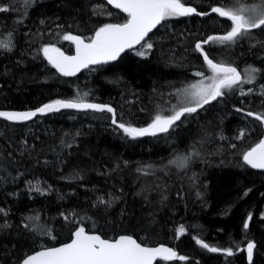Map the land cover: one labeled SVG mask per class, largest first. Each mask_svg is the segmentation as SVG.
I'll return each mask as SVG.
<instances>
[{"label": "trees", "instance_id": "trees-1", "mask_svg": "<svg viewBox=\"0 0 264 264\" xmlns=\"http://www.w3.org/2000/svg\"><path fill=\"white\" fill-rule=\"evenodd\" d=\"M183 2L207 12L264 0ZM0 6L9 9L0 12V42L11 48H0V109H31L79 95L110 105L118 123L136 128L187 106L180 99L201 79L195 73L211 75L196 42L231 27L218 14L170 18L145 38L153 44L145 56L127 51L94 71L63 76L43 56L45 45L71 53L64 34L88 40L104 24L124 23L127 14L103 0H0ZM203 47L242 79L248 71L255 79L243 84L245 95L229 92L182 116L167 133L132 138L110 113L96 111L63 110L28 122L0 119V264H17L68 241L77 227L104 239L129 235L142 244H165L187 258L155 264H249L250 241L256 245L251 264H264V171L242 160L264 136L259 122L246 115L264 112V28L231 45ZM242 130L246 134L237 139ZM185 156L190 158L181 167L178 158ZM181 226L185 232L178 235ZM196 239L231 248L233 255L210 252Z\"/></svg>", "mask_w": 264, "mask_h": 264}, {"label": "snow or ice", "instance_id": "snow-or-ice-1", "mask_svg": "<svg viewBox=\"0 0 264 264\" xmlns=\"http://www.w3.org/2000/svg\"><path fill=\"white\" fill-rule=\"evenodd\" d=\"M107 2L127 14L124 23L104 24L95 31L87 42L80 36L71 33L64 34L62 36L63 40L75 44V55H66L54 44L45 45L42 48L43 56L61 75L74 76L81 69L116 61L125 49H131L134 45H141V41H144L141 48L152 49L153 44L146 41L145 37L162 21L170 18L186 17L193 14H218L219 17L226 18L230 22L231 27L227 33L211 35L203 41L196 42L195 49L201 53L211 75L205 77L203 72L195 73L201 79L183 90L187 106L180 107L171 115L156 114L152 122L144 128L118 123L115 109L110 105L90 103L80 98L79 95L73 99L53 100L32 111H0V117L12 122H21L31 120L38 113L59 112L61 109L93 110L111 113L112 123L122 129L129 137L155 136L158 132L167 133L182 116L196 113L198 109H202L205 105L224 97L229 92L239 90L240 95H245L243 84L252 83L255 79L254 75H248L246 79H242L240 72L235 67L223 62H216L205 51L203 45H231L240 38L250 35L251 30L264 28V2L258 6L234 7L228 10H225L222 6H212L210 12L204 13L198 12L193 6L186 5L183 0H107ZM8 10L7 6H0V12ZM0 48L11 50L7 42H0ZM136 54L145 56L146 52L137 50ZM94 70L95 68H90V71ZM251 71L255 73L257 70L252 69ZM252 91L251 88L248 89V92ZM260 94L264 95V88L261 89ZM87 95L88 93H84V96ZM236 110L238 112L244 111L243 109ZM246 115L253 117L264 128V112L247 111ZM245 134V131L242 130L237 139L242 138ZM189 158L187 156L178 158L180 166L183 167ZM242 160L244 164L253 169L264 170V136L243 153ZM175 162L171 161L170 163ZM140 170L138 169V171ZM33 190L44 194V190L38 186H34ZM101 203H104V201L101 200ZM251 218V214H249L243 225L245 229L249 227L247 221H250ZM28 219L36 218L29 217ZM24 226L29 227L27 224ZM184 232L185 229L181 226L178 235H183ZM195 242L210 252L223 251L228 256L233 255L231 248L210 247L201 239H196ZM255 247L254 242L247 243L249 264H251ZM158 257L165 261L187 259L184 256H178L176 251L164 245L158 247L143 246L129 235H121L113 240L104 239L99 234L86 232L84 227H77L70 243L60 247L47 248L27 256L22 264H154Z\"/></svg>", "mask_w": 264, "mask_h": 264}, {"label": "water", "instance_id": "water-1", "mask_svg": "<svg viewBox=\"0 0 264 264\" xmlns=\"http://www.w3.org/2000/svg\"><path fill=\"white\" fill-rule=\"evenodd\" d=\"M108 6H110L111 8H113V9H115V10H118V11H120V12H122V10H120V9H117V8H115L112 4H109L108 2H107V0H103ZM198 12H200V11H198ZM207 12H210V10L209 11H207ZM124 13V12H123ZM201 13H204V12H201ZM126 14V13H125ZM191 16H198V17H200V18H203V17H205V16H208V15H195V14H193V15H191ZM162 23V22H161ZM160 25V24H159ZM159 25H157V27L159 26ZM156 27V28H157ZM156 28H154L151 32H153ZM150 32V33H151ZM149 33V34H150ZM148 34V35H149ZM78 36V35H77ZM146 38V37H145ZM88 40H85V42H87ZM71 44H72V46H73V51L71 52V53H66L65 52V54L66 55H75V44L74 43H72L71 41H69ZM143 41H141V43H142ZM139 45H134L133 46V48H131V49H125V51L124 52H122L121 53V55H123L125 52H127V51H132V50H134V49H136L137 47H138ZM63 51V50H62ZM200 53V52H199ZM201 54V53H200ZM120 55V56H121ZM202 56V55H201ZM203 58V57H202ZM119 59V58H118ZM47 60V59H46ZM112 62H114V61H111V62H109V63H112ZM50 64V63H49ZM51 65V64H50ZM52 66V65H51ZM98 66V65H97ZM92 67H94V66H90L89 68H92ZM54 68V67H53ZM89 68H84V69H81L79 72H81V71H83V70H85V69H89ZM54 70L57 72V70L54 68ZM238 71V70H237ZM79 72H77V73H79ZM239 72V71H238ZM57 73H59V72H57ZM76 73V74H77ZM60 74V73H59ZM88 102V101H87ZM90 103H97V104H102V105H107V104H103V103H99V102H90ZM46 104V103H45ZM44 105V104H43ZM42 105H40V106H38V107H35V108H31V109H22V110H10V109H0V111H6V112H26V111H32V110H35V109H37V108H39V107H41ZM63 110H71V109H61L60 111H63ZM72 110H75V109H72ZM76 111H93V110H76ZM53 113H55V112H53ZM46 114H50V113H46ZM46 114H37L35 117H37V116H42V115H46ZM110 115H111V117H112V114L110 113ZM35 117H33L31 120H33V119H35ZM182 118V117H181ZM0 119H3V120H6V119H4L3 117H0ZM31 120H28V121H31ZM6 121H8V120H6ZM28 121H21V122H28ZM10 122H12V121H10ZM111 122H112V120H111ZM178 122V121H177ZM176 122V123H177ZM160 134H163V133H157L156 135H160ZM155 135V136H156ZM148 136H151V135H148ZM140 137H146V136H140ZM259 170H261V169H259ZM262 171H264V170H262ZM76 230V229H75ZM74 230V231H75ZM74 231L72 232V234H71V238L68 240V241H65V242H63V243H61V244H59V245H56V246H51V247H46V248H42V249H39V250H36V251H34V252H31V253H29L27 256H30V255H33V254H35V253H37V252H39V251H42V250H45V249H47V248H54V247H60L61 245H64V244H66V243H70L71 242V240L73 239V233H74ZM86 232H88V231H86ZM88 233H90V234H92V233H95V232H88ZM95 234H97V233H95ZM119 236H121V235H119ZM119 236H117L116 238H118ZM116 238H114V239H116ZM134 238V237H133ZM109 240H113V239H109ZM142 244V243H141ZM143 246H147V247H158V246H160V245H164V246H166V247H169V248H171V249H173L171 246H168V245H165V244H156V245H146V244H142ZM27 256H25L19 263H17V264H22V261L27 257ZM246 257H247V250H246ZM158 259H160L159 257L157 258V260ZM157 260L154 262V264L157 262ZM247 261H248V258H247ZM248 263H249V261H248Z\"/></svg>", "mask_w": 264, "mask_h": 264}, {"label": "rangeland", "instance_id": "rangeland-1", "mask_svg": "<svg viewBox=\"0 0 264 264\" xmlns=\"http://www.w3.org/2000/svg\"><path fill=\"white\" fill-rule=\"evenodd\" d=\"M137 50L144 51L145 49L139 47V48L133 50L132 52L136 54ZM248 75H251L249 71L244 75V78H243V79H246ZM252 82H253V81H252ZM245 84H250V83H245ZM180 101H181V103H182L183 105H187V102H186V100H185V95L183 96V98L181 97Z\"/></svg>", "mask_w": 264, "mask_h": 264}]
</instances>
